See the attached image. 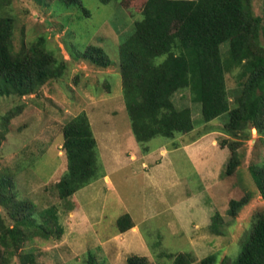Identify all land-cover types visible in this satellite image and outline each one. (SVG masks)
<instances>
[{
    "label": "rangeland",
    "instance_id": "rangeland-1",
    "mask_svg": "<svg viewBox=\"0 0 264 264\" xmlns=\"http://www.w3.org/2000/svg\"><path fill=\"white\" fill-rule=\"evenodd\" d=\"M80 2L88 17L60 0H0V16L15 21V53L42 37L46 49L66 64L62 77L36 94L0 97V197L30 202L36 214L55 206L62 228L58 238L25 239L12 256H2L0 249V264H21L25 253H32L39 264H127L134 255L146 257L149 264H171L169 256L188 252L192 264L211 254L216 264L225 257L235 260L256 213L264 210L250 173L251 168L264 173L258 131L252 129L249 140L243 135L228 139V116L204 122L201 105L188 91H180L172 100L177 109L190 110L193 130L173 139L156 137L145 144L148 153L143 154L131 133L118 54L120 41L141 17L123 0ZM252 2L263 19L264 0ZM89 45L102 48L111 66L96 68L76 60L74 56ZM226 49L221 45L222 53ZM235 72L225 76L231 100L237 88ZM83 112L100 145L105 177L60 201L54 184L66 170L62 127ZM224 138L242 141L237 149L240 165L229 177L224 172L230 151L219 145ZM245 194L251 196L249 203L231 221L229 201ZM215 213L225 223L222 236L208 229ZM124 214L136 227L118 234L116 222ZM0 219L12 226L1 203Z\"/></svg>",
    "mask_w": 264,
    "mask_h": 264
},
{
    "label": "trees",
    "instance_id": "trees-1",
    "mask_svg": "<svg viewBox=\"0 0 264 264\" xmlns=\"http://www.w3.org/2000/svg\"><path fill=\"white\" fill-rule=\"evenodd\" d=\"M65 6H77L83 15L89 12L80 0H60ZM108 4L112 0H98ZM141 17L134 21L133 32L118 46L122 95L130 127L143 154L147 142L193 130L188 108L177 109L173 95L188 91L201 105V117L210 122L226 114L224 134L243 135L249 140L252 129L258 131L264 151V18L257 16L252 0H123ZM14 18L0 16V97H25L36 94L45 84L62 77L66 64L58 62L46 49L45 38H39L22 53L13 51ZM226 44L225 53L221 45ZM76 60L106 69L111 61L102 48L89 45L77 53ZM236 71V72H235ZM235 72L237 88L232 100L228 96L226 74ZM233 106L232 108L230 106ZM62 151L66 170L54 184L60 201L68 200L79 190L103 178L97 143L87 115L83 112L62 127ZM242 141L227 140L220 147L230 151L224 174L232 176L240 165L237 149ZM264 202V173L250 169ZM250 194L230 200L227 216L233 221L250 201ZM7 208L12 226L0 219V249L2 256L14 255L25 239L39 236L60 237L62 228L55 206L35 213L32 203L13 196L0 197ZM68 208V207H66ZM254 225L235 260L225 257L222 264H264V210L256 213ZM232 223V222H231ZM225 225L215 213L208 229L222 236ZM117 233L133 227L129 214L116 222ZM171 264H192L194 257L179 253ZM214 254L198 264H216ZM127 264H149L146 257L130 256ZM21 264H39L32 253L21 256Z\"/></svg>",
    "mask_w": 264,
    "mask_h": 264
},
{
    "label": "crops",
    "instance_id": "crops-1",
    "mask_svg": "<svg viewBox=\"0 0 264 264\" xmlns=\"http://www.w3.org/2000/svg\"><path fill=\"white\" fill-rule=\"evenodd\" d=\"M90 122V121H89ZM90 125H91V123H90ZM92 128V127H91ZM93 131V130H92ZM131 133H132V131H131ZM93 135H94V133H93ZM94 137H95V135H94ZM95 140H96V143H97V150H98V154H99V158H100V161H101V156H100V145H99V143H98V140H97V138L95 137ZM100 151V152H99ZM163 152H164V150H163ZM131 158H133V156L131 157ZM143 165H145V164H143ZM146 166V165H145ZM105 177V176H104ZM105 180H107V178H105ZM94 183V182H93ZM91 185V184H90ZM133 221V220H132ZM134 222V221H133ZM134 225H135V223H134ZM135 227H136V225H135ZM135 227H133L132 229L134 230L135 229ZM131 229V230H132ZM126 233V232H125Z\"/></svg>",
    "mask_w": 264,
    "mask_h": 264
},
{
    "label": "water",
    "instance_id": "water-1",
    "mask_svg": "<svg viewBox=\"0 0 264 264\" xmlns=\"http://www.w3.org/2000/svg\"><path fill=\"white\" fill-rule=\"evenodd\" d=\"M252 132H253V130H252Z\"/></svg>",
    "mask_w": 264,
    "mask_h": 264
}]
</instances>
